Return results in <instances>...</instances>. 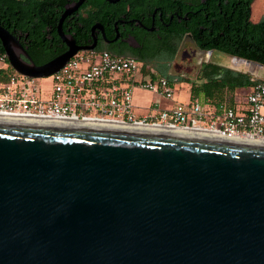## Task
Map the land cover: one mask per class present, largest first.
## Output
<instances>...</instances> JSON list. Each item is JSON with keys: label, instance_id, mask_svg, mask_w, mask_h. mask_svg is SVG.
Listing matches in <instances>:
<instances>
[{"label": "water", "instance_id": "95a60500", "mask_svg": "<svg viewBox=\"0 0 264 264\" xmlns=\"http://www.w3.org/2000/svg\"><path fill=\"white\" fill-rule=\"evenodd\" d=\"M83 2L64 5L67 49L42 64L0 25L13 70L49 76L94 49L62 29ZM0 264H264V139L0 115Z\"/></svg>", "mask_w": 264, "mask_h": 264}, {"label": "built area", "instance_id": "2783aa9c", "mask_svg": "<svg viewBox=\"0 0 264 264\" xmlns=\"http://www.w3.org/2000/svg\"><path fill=\"white\" fill-rule=\"evenodd\" d=\"M9 68L12 67L6 54H0V115L155 126L264 139V77L252 76L243 104L234 108L225 104L210 106L189 97L179 99L175 81L144 70L132 56L108 50L77 51L51 74L55 84L49 99L41 97L36 77L14 70L9 74ZM140 69L148 78L133 81L129 76ZM135 88L156 96L145 114L135 112Z\"/></svg>", "mask_w": 264, "mask_h": 264}, {"label": "trees", "instance_id": "16d2710c", "mask_svg": "<svg viewBox=\"0 0 264 264\" xmlns=\"http://www.w3.org/2000/svg\"><path fill=\"white\" fill-rule=\"evenodd\" d=\"M254 1L208 0L205 5L196 1L197 12L187 16V21H174L173 25L179 30L176 37L180 39L185 32H189L196 46L203 50L212 49L264 65V16L257 22L251 20ZM66 3L65 0H0V24L11 32H21L29 56L35 64H42L64 50L62 48L54 52L61 42L57 23ZM96 19H89L88 34L91 23ZM101 50L114 53L105 48ZM2 53L4 50L0 42ZM12 72L13 69L9 68L8 73ZM158 75L175 81L166 71ZM180 80L189 83L190 100H200L210 106L225 104L234 108L243 102H235L234 92L252 85L249 73L216 63L204 64L195 81L190 82L186 78Z\"/></svg>", "mask_w": 264, "mask_h": 264}, {"label": "flooded vegetation", "instance_id": "af4514ba", "mask_svg": "<svg viewBox=\"0 0 264 264\" xmlns=\"http://www.w3.org/2000/svg\"><path fill=\"white\" fill-rule=\"evenodd\" d=\"M65 1L68 3L76 0ZM196 1L205 5L208 0H84L76 11L63 20L62 29L78 45L94 43V49L105 48L115 54L132 56L144 70L157 75L166 71L175 81H180L183 78L181 75L170 72L173 60L180 57L178 53L190 51L187 57H196L201 62L199 72L206 63L218 64L214 59L204 60L207 51H212L209 58L213 53H221L197 47L189 32H185L180 39L176 37L179 30L173 25L174 21H187V16L197 12ZM90 18H98L91 26L97 23L100 28H95L92 32L90 27L88 34L87 24ZM11 33L26 50L28 46L23 45V34ZM60 40L54 52L62 48L64 52L67 49V45L61 38ZM22 57L25 58L23 55Z\"/></svg>", "mask_w": 264, "mask_h": 264}, {"label": "rangeland", "instance_id": "374dc122", "mask_svg": "<svg viewBox=\"0 0 264 264\" xmlns=\"http://www.w3.org/2000/svg\"><path fill=\"white\" fill-rule=\"evenodd\" d=\"M257 6L255 5L253 8V18H255L256 13H257ZM181 51V50H180ZM190 51H185V53H178L180 57H176L173 62H172V68H171V73H174L175 75H181L183 78L188 79V81H195L199 77V68H200V63L199 61L196 60L195 58H190L187 57ZM187 54V55H185ZM197 56V55H196ZM204 60H209V59H214L216 62L219 64H222L224 66H232V62L227 58L224 54L221 53H213L212 56L209 58V56L205 55ZM201 61V59H200ZM133 81H139L142 79H147L148 76L144 72V70L140 69L138 70L135 74H132L129 76ZM37 84L41 88V97L43 99H49L51 98L53 94V88L55 81L51 75L45 76V77H40L36 79ZM175 88L177 90V94L179 99H184L188 97V88H189V83L183 80L180 81H175ZM250 87H242L240 89H237L234 92V99L235 102L238 103V101H244L245 94L249 91ZM148 91H143L140 89L135 88L133 91V95L138 96L137 102L139 104H146L147 102H150L153 99V94ZM165 105V104H164ZM140 113L144 112L142 109H138Z\"/></svg>", "mask_w": 264, "mask_h": 264}, {"label": "crops", "instance_id": "0c3cea01", "mask_svg": "<svg viewBox=\"0 0 264 264\" xmlns=\"http://www.w3.org/2000/svg\"><path fill=\"white\" fill-rule=\"evenodd\" d=\"M257 6L258 10H257V13H256V17L253 18V8L254 6ZM262 16H264V0H255L253 5H252V11H251V20L253 22H257L260 18H262ZM214 63V62H213ZM219 64V63H218ZM240 89V88H239ZM189 92V91H188ZM151 94V93H150ZM153 94V93H152ZM153 99L150 101V102H147L146 104H139V102H137L138 100V96H135L133 95V104L135 105V112L138 114V115H141V114H145L147 113L150 109H149V106L153 105L154 103V100L156 99V96L153 94ZM188 97H189V94H188ZM187 98V97H186ZM184 98V99H186ZM190 99V98H189ZM200 101V100H199ZM203 102V101H201ZM238 104V103H237ZM243 104V102H241V104H239V106H241ZM238 106V105H237ZM238 106V107H239ZM138 109H142V111L144 110V112L140 113V111H138Z\"/></svg>", "mask_w": 264, "mask_h": 264}]
</instances>
